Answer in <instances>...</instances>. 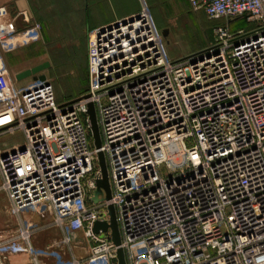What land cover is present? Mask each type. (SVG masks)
Listing matches in <instances>:
<instances>
[{
  "label": "built area",
  "instance_id": "obj_1",
  "mask_svg": "<svg viewBox=\"0 0 264 264\" xmlns=\"http://www.w3.org/2000/svg\"><path fill=\"white\" fill-rule=\"evenodd\" d=\"M188 1L254 28L217 27L211 46L174 62L143 3L138 15L89 32L88 89L63 103L49 79L14 85L4 54L38 28L18 33L0 8V135L24 137L0 153V188L15 214L40 211L83 232L91 253L70 264H118L111 233L93 231L111 205L127 264H264V0ZM99 151L112 197L94 203ZM9 249L0 245V264Z\"/></svg>",
  "mask_w": 264,
  "mask_h": 264
},
{
  "label": "crops",
  "instance_id": "obj_2",
  "mask_svg": "<svg viewBox=\"0 0 264 264\" xmlns=\"http://www.w3.org/2000/svg\"><path fill=\"white\" fill-rule=\"evenodd\" d=\"M143 3L148 6L158 30L162 34L167 32L165 41L169 40V27L174 21L192 9L188 0H0V8L7 10L18 33L38 28L37 36L4 54L5 63L9 71H15L14 77L44 63H49L46 69L54 72L66 70L67 66L76 65L70 59L76 57H86L88 68L89 32L138 15ZM10 76L13 80V75ZM29 82L13 80L16 87ZM71 99L74 98L65 101ZM24 230L28 231L29 240L22 237ZM62 231L69 232L57 226L53 218L46 219L40 211L15 214L9 196L0 188V245L10 248L4 253V264H29L33 259L38 264H70L78 260L73 246H63L62 240L68 235ZM18 247L24 250H15Z\"/></svg>",
  "mask_w": 264,
  "mask_h": 264
},
{
  "label": "rangeland",
  "instance_id": "obj_3",
  "mask_svg": "<svg viewBox=\"0 0 264 264\" xmlns=\"http://www.w3.org/2000/svg\"><path fill=\"white\" fill-rule=\"evenodd\" d=\"M219 26H228L231 32L238 30L250 31L254 28L253 24L246 20L233 21L228 25L225 19H211L203 11L190 10L188 15L177 18L170 28L169 40L167 39L166 46L170 59L174 62L183 60L192 55L207 49L215 41V29ZM162 33V32H161ZM66 59V58H63ZM76 65L67 66L66 70L51 71L45 69L47 77L52 82L57 101L66 102L68 98H78L82 96L88 89V68L86 57L70 58ZM10 74L13 75L15 81V71L10 69ZM25 81H32L28 78ZM93 138V136H92ZM24 142V137L21 131L15 133L0 135V153H6L12 149L19 147ZM94 142V141H93ZM88 179L84 181L87 185ZM63 234L66 232L62 231ZM67 237L62 240L63 246H73L78 253V260H86L91 253V248L84 234H74L67 232Z\"/></svg>",
  "mask_w": 264,
  "mask_h": 264
},
{
  "label": "water",
  "instance_id": "obj_4",
  "mask_svg": "<svg viewBox=\"0 0 264 264\" xmlns=\"http://www.w3.org/2000/svg\"><path fill=\"white\" fill-rule=\"evenodd\" d=\"M163 36L166 37L167 32H163ZM47 67H49V63L37 65L35 67L17 73L15 77L17 80H23L31 77L33 80L46 81L48 77L45 73H43V71ZM87 113L90 120L91 133L93 136L94 145L97 149H100L102 145V140H101V133L98 124L97 112L94 103L90 102L88 104ZM98 160H99V166L101 169L102 177L96 181L97 190L93 198L94 203H98L100 201L99 196L101 195H105V200L107 201L111 200L112 197L106 158H105V154L102 151L98 152ZM108 210L110 217L109 222H97L94 226L93 231L94 233H98L100 231H103L105 233L110 232L112 241L115 244V246L118 248L117 250L118 264H127L125 252L121 247L122 240L119 231L115 207L111 205L109 206Z\"/></svg>",
  "mask_w": 264,
  "mask_h": 264
},
{
  "label": "trees",
  "instance_id": "obj_5",
  "mask_svg": "<svg viewBox=\"0 0 264 264\" xmlns=\"http://www.w3.org/2000/svg\"><path fill=\"white\" fill-rule=\"evenodd\" d=\"M239 20H243V19H239ZM245 20V19H244ZM237 21V20H236Z\"/></svg>",
  "mask_w": 264,
  "mask_h": 264
},
{
  "label": "bare ground",
  "instance_id": "obj_6",
  "mask_svg": "<svg viewBox=\"0 0 264 264\" xmlns=\"http://www.w3.org/2000/svg\"><path fill=\"white\" fill-rule=\"evenodd\" d=\"M2 121V120H1Z\"/></svg>",
  "mask_w": 264,
  "mask_h": 264
}]
</instances>
